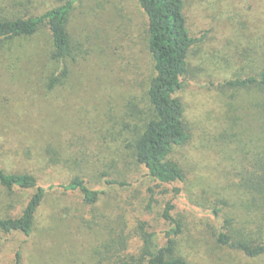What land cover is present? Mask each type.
Instances as JSON below:
<instances>
[{
  "label": "rangeland",
  "instance_id": "rangeland-1",
  "mask_svg": "<svg viewBox=\"0 0 264 264\" xmlns=\"http://www.w3.org/2000/svg\"><path fill=\"white\" fill-rule=\"evenodd\" d=\"M65 1L0 0V17ZM186 2L192 32L205 39L192 51L179 93L191 138L169 155L186 175L176 210L187 222L180 252L189 264H264V256L218 246L208 227L217 224L212 209L220 200L229 202L222 216L242 219L232 185L247 150L264 142L262 92L224 84L264 68V0ZM68 31L73 50L64 62L51 59L47 27L0 42V166L34 174L47 191L31 237L0 229V264H15L17 251L23 264H93L95 248L123 217L128 232L142 220L165 227L160 215L171 190L148 177L129 148L133 130L155 117L148 17L135 0H75ZM65 66L68 77L49 88ZM104 172L128 184L110 186ZM75 176L104 190L100 200L88 204L78 190H66ZM151 188L155 211L148 215ZM32 192L0 185V218L20 214ZM130 243L137 248L141 240Z\"/></svg>",
  "mask_w": 264,
  "mask_h": 264
},
{
  "label": "trees",
  "instance_id": "trees-1",
  "mask_svg": "<svg viewBox=\"0 0 264 264\" xmlns=\"http://www.w3.org/2000/svg\"><path fill=\"white\" fill-rule=\"evenodd\" d=\"M135 1L148 17V48L156 74L151 79L147 93L155 117L143 129L133 130L130 156L137 165L145 167L147 176L157 185L169 187L171 196L161 211L160 220L165 227L159 231L152 229L147 220L139 221L132 232H128L129 225L124 217L116 224L112 221L115 225L110 227L108 238L95 248L93 264H189L180 252L186 218L176 214L186 175L180 164L170 159L169 155L175 147L185 145L191 138L184 119L185 105L179 93L187 82L192 51L205 36H196L192 32L186 0ZM74 4L75 0H66L38 14L0 17V42L31 37L42 27H47L51 34V59L66 61L73 50L68 23ZM68 75L69 69L65 66L59 75L50 77L49 88L60 84ZM224 84L256 88L262 92L257 106L264 110V68L257 74L227 79ZM236 173L238 180L232 186L238 198L236 205L240 207L243 217L235 220L234 217L222 216L220 213H223L229 202L220 200L212 209L217 224L208 223L210 234L218 246L229 247L247 257H261L264 256V142L259 144L257 150H247L244 162ZM102 175L110 186L128 184L110 178L106 172ZM0 185L10 191L15 188L33 191L20 214L0 218L2 231H19L31 237L38 210L46 197V188L40 186L37 177L30 172H10L1 166ZM63 187L66 190H78L88 204L99 201L105 192L79 176L71 178ZM150 192L145 206L148 215L155 211L152 188ZM136 236L141 240L137 248L130 243L131 238ZM15 257V264H23L21 251H17Z\"/></svg>",
  "mask_w": 264,
  "mask_h": 264
}]
</instances>
